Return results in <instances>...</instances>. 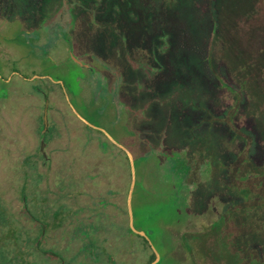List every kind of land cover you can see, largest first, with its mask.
<instances>
[{
  "label": "rangeland",
  "instance_id": "1",
  "mask_svg": "<svg viewBox=\"0 0 264 264\" xmlns=\"http://www.w3.org/2000/svg\"><path fill=\"white\" fill-rule=\"evenodd\" d=\"M60 22L69 25L63 29ZM109 87L140 100L147 159L173 155L155 150L210 155L206 175L198 174L196 185L185 182L189 189L180 192L186 214L176 220L186 222L174 227L175 241L189 232L193 242L195 233L224 216L228 252L241 264H264V189L261 197L248 196L239 187L258 183L254 175L231 178L237 163L236 177L248 172L250 158L264 166V0H0V104H6L4 111L0 106V161L12 155L20 164L39 150L46 95L52 129L55 108L63 104L61 118L81 125L78 113L91 124L110 126L122 142L120 124L114 125L121 116L105 100ZM23 103L34 109L24 112ZM3 119L18 135L9 136ZM56 138L48 155L68 145L66 135L59 145ZM69 149L74 152L73 145ZM152 166L137 163L136 209L141 202L155 204L166 186L148 175ZM11 176L2 175L0 190ZM10 199L2 194L1 204L17 210L16 195ZM136 254L128 264L148 263L149 254ZM182 260L178 252L167 262Z\"/></svg>",
  "mask_w": 264,
  "mask_h": 264
},
{
  "label": "flooded vegetation",
  "instance_id": "2",
  "mask_svg": "<svg viewBox=\"0 0 264 264\" xmlns=\"http://www.w3.org/2000/svg\"><path fill=\"white\" fill-rule=\"evenodd\" d=\"M63 17L61 13L59 18ZM58 24L63 25V29L69 25L68 22ZM58 24L48 27L55 29ZM109 88V96L105 100L110 103L109 108L121 116L119 121L114 120V125L120 124L122 142L112 134L115 131L110 126L109 131L91 124L78 113L76 120L81 125L61 118L63 104L55 108L58 121L52 129L48 122L50 113L48 107L45 108L46 95L39 150L27 153L20 164L12 155L0 161V179L3 174L12 175L8 184H2L0 190V264H128V257L136 251L135 257L141 255L144 258L149 254L145 257L149 258L147 264H169L167 261L178 252L183 256L180 264H241L240 256L237 258L228 252L229 246L224 241V216H219L195 233L193 242L189 232H181L179 237L182 236V240L175 241L174 227L186 222V219L176 220L181 212L186 214L185 201L180 200V192L189 189V184L185 182L196 185L197 175H206L209 165L212 166L209 153L197 154L188 149H177L172 153L155 150L153 154L173 155L162 157L163 161L152 156L147 159L142 143L145 129L142 127L140 100L130 92L127 94L126 89ZM115 96L118 98L116 103ZM0 106L4 111L6 104ZM22 108L28 114L34 109L28 108L27 103H23ZM3 122L10 126L9 119H3ZM19 132L8 128L11 138L12 134L18 135ZM65 135L69 140L66 148L59 152L52 150L48 155L46 148L50 139L57 137L56 144L59 145V140ZM24 136H28L27 130ZM71 145L73 153L69 149ZM101 152L103 154H97ZM181 154H186V157ZM138 161H153L157 169L152 166L148 175L153 172L155 183L161 181L166 186L156 193L155 204L141 202L136 209L133 194ZM259 161V158H250L249 170L242 177H236L241 163L235 164L233 180H250V176L254 175L258 182L253 186L239 187V191L248 196L259 194L261 197L264 189V166L260 167ZM23 180L24 189L21 191ZM2 194H8L9 199L16 195L17 210L11 205L1 204ZM151 237L157 239L158 247ZM213 239L210 245L208 242ZM182 243L186 254L180 251ZM201 250L205 254L201 252V259H198L195 253Z\"/></svg>",
  "mask_w": 264,
  "mask_h": 264
}]
</instances>
